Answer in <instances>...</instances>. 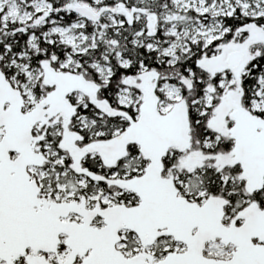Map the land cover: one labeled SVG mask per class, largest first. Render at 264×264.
I'll return each instance as SVG.
<instances>
[{"label": "snow or ice", "instance_id": "obj_1", "mask_svg": "<svg viewBox=\"0 0 264 264\" xmlns=\"http://www.w3.org/2000/svg\"><path fill=\"white\" fill-rule=\"evenodd\" d=\"M0 264H264V0H0Z\"/></svg>", "mask_w": 264, "mask_h": 264}]
</instances>
